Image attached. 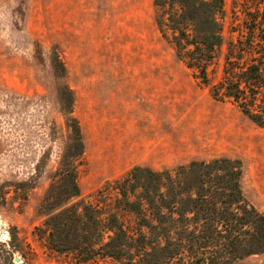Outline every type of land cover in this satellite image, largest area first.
<instances>
[{"label":"rangeland","instance_id":"obj_1","mask_svg":"<svg viewBox=\"0 0 264 264\" xmlns=\"http://www.w3.org/2000/svg\"><path fill=\"white\" fill-rule=\"evenodd\" d=\"M225 1L228 39L242 21L244 2ZM53 49L66 67L84 137L81 196L134 166L171 170L227 157L241 161L242 192L264 214V123L213 94L225 47L205 85L161 37L153 0H0V233L17 232L25 261L74 264L70 255L48 249L36 230L42 222L36 206L68 132L57 98L62 80L50 62ZM15 256L20 263L21 255ZM235 264H264V253Z\"/></svg>","mask_w":264,"mask_h":264},{"label":"trees","instance_id":"obj_2","mask_svg":"<svg viewBox=\"0 0 264 264\" xmlns=\"http://www.w3.org/2000/svg\"><path fill=\"white\" fill-rule=\"evenodd\" d=\"M241 23L224 36L225 0H153L154 20L177 59L203 84L225 47L214 96L264 123V0H243ZM235 14V12H233ZM236 34V35H234ZM67 139L36 213L48 249L74 264H235L264 253V214L241 189L242 164L227 157L174 169L134 166L88 197L78 183L85 150L74 95L55 49L50 58ZM42 157L36 164L39 174ZM25 184L26 183H22ZM33 187L32 185L28 186ZM15 253L22 257L15 262ZM15 230L0 237V264H29Z\"/></svg>","mask_w":264,"mask_h":264},{"label":"water","instance_id":"obj_3","mask_svg":"<svg viewBox=\"0 0 264 264\" xmlns=\"http://www.w3.org/2000/svg\"><path fill=\"white\" fill-rule=\"evenodd\" d=\"M0 237H2L3 239H7L8 238V235L7 234L0 233ZM19 260H20L19 256H15L14 257V261L15 262H18Z\"/></svg>","mask_w":264,"mask_h":264},{"label":"crops","instance_id":"obj_4","mask_svg":"<svg viewBox=\"0 0 264 264\" xmlns=\"http://www.w3.org/2000/svg\"><path fill=\"white\" fill-rule=\"evenodd\" d=\"M143 167H146V166H143ZM149 168V167H148Z\"/></svg>","mask_w":264,"mask_h":264}]
</instances>
